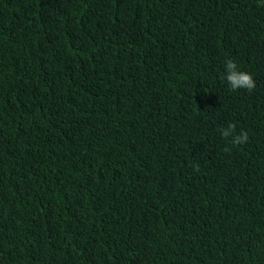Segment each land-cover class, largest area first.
Here are the masks:
<instances>
[{
    "label": "trees",
    "instance_id": "16d2710c",
    "mask_svg": "<svg viewBox=\"0 0 264 264\" xmlns=\"http://www.w3.org/2000/svg\"><path fill=\"white\" fill-rule=\"evenodd\" d=\"M0 264H264V0H0Z\"/></svg>",
    "mask_w": 264,
    "mask_h": 264
},
{
    "label": "clouds",
    "instance_id": "9594fccd",
    "mask_svg": "<svg viewBox=\"0 0 264 264\" xmlns=\"http://www.w3.org/2000/svg\"><path fill=\"white\" fill-rule=\"evenodd\" d=\"M224 78L232 90L247 89L248 91H252L256 87V82L252 74L238 70L237 64L230 59L225 60ZM220 133L226 139L231 137V142L234 145L244 144L249 139L247 132L241 131L239 134H236L235 124H229L226 128H221ZM225 150L227 151V149Z\"/></svg>",
    "mask_w": 264,
    "mask_h": 264
}]
</instances>
